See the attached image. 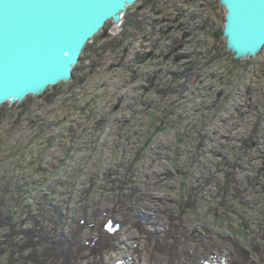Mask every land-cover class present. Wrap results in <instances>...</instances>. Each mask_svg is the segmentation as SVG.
Wrapping results in <instances>:
<instances>
[{
	"label": "rangeland",
	"instance_id": "374dc122",
	"mask_svg": "<svg viewBox=\"0 0 264 264\" xmlns=\"http://www.w3.org/2000/svg\"><path fill=\"white\" fill-rule=\"evenodd\" d=\"M224 14L138 0L75 79L2 104L0 216L71 264H264V47L234 59Z\"/></svg>",
	"mask_w": 264,
	"mask_h": 264
},
{
	"label": "water",
	"instance_id": "95a60500",
	"mask_svg": "<svg viewBox=\"0 0 264 264\" xmlns=\"http://www.w3.org/2000/svg\"><path fill=\"white\" fill-rule=\"evenodd\" d=\"M137 1L0 0V106L70 81L86 44L108 21L119 31ZM218 3L225 11L226 50L239 60L258 55L264 47V0Z\"/></svg>",
	"mask_w": 264,
	"mask_h": 264
},
{
	"label": "trees",
	"instance_id": "16d2710c",
	"mask_svg": "<svg viewBox=\"0 0 264 264\" xmlns=\"http://www.w3.org/2000/svg\"><path fill=\"white\" fill-rule=\"evenodd\" d=\"M126 18L127 17L125 16L123 26H126ZM220 34L222 35V31ZM89 50L90 45L88 43L84 47L82 54L89 52ZM73 79H75L74 72L71 80ZM0 217V230H4V235L2 237L3 240L0 241V256L4 253H7L9 256L8 264H71V260L76 259V256H71L72 248L68 243L63 245L61 242H59L57 245L55 243H51L52 246L48 245V241L45 240L46 238L40 236L38 238L36 237V239L34 237L36 235L33 236L35 233L34 231L18 230V226L12 222V219L9 216L2 215ZM17 236H21L24 241L26 240L28 242L21 243L20 240L17 239ZM45 244L47 246H45ZM38 245L41 246V248H39V250L41 249V252L38 250ZM48 246L51 247L52 250L50 249V251H47L48 249H43V247L47 248ZM95 250V247H91L93 255H96L101 251ZM48 258L49 260H47Z\"/></svg>",
	"mask_w": 264,
	"mask_h": 264
},
{
	"label": "bare ground",
	"instance_id": "6f19581e",
	"mask_svg": "<svg viewBox=\"0 0 264 264\" xmlns=\"http://www.w3.org/2000/svg\"><path fill=\"white\" fill-rule=\"evenodd\" d=\"M128 10V9H127ZM125 15H126V13H125ZM125 15H124V18H123V22H124V19H125ZM108 22H110V21H108ZM123 22H122V24H121V26L120 27H122V25H123ZM131 22V21H130ZM116 30H117V28H115ZM77 66V65H76ZM15 104V103H14Z\"/></svg>",
	"mask_w": 264,
	"mask_h": 264
}]
</instances>
